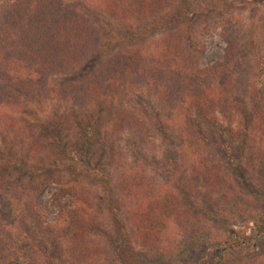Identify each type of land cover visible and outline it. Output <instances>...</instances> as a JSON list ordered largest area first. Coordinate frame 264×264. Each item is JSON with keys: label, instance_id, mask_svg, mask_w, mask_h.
<instances>
[{"label": "rangeland", "instance_id": "obj_1", "mask_svg": "<svg viewBox=\"0 0 264 264\" xmlns=\"http://www.w3.org/2000/svg\"><path fill=\"white\" fill-rule=\"evenodd\" d=\"M1 1L3 0H0V3ZM187 1H191L201 12L197 15L188 14L179 20L177 16ZM70 3L82 17L89 20L96 32L93 51L84 69L89 68L97 72L104 71L109 66V61L118 53L136 49L168 35H173L177 44L181 45V49L189 56L194 54L197 47L203 46L204 54L198 68L206 72L205 70L212 68L223 58L226 43L221 35L222 29L214 26L219 17L207 14L204 10L224 6L220 18L232 19L230 26L240 35V60L234 71L240 88L244 85V91L241 96L231 98L232 93L225 87L222 75H218L220 77L216 79L208 75L203 84L211 85L220 93L218 97L221 98L213 107L206 105L205 110L218 109L219 112L209 115L208 119L213 116L216 120H222L223 115L220 112H227L235 99L241 103L247 100L246 86L252 78L250 69L256 55V47L264 38V0H174L173 7L156 20L164 25L156 32L152 30L153 21L127 24L81 2ZM226 7H229L228 11ZM170 18H175V21ZM80 78V74L56 76L50 80L49 85L61 89L78 82ZM146 78L144 80L147 82ZM131 84L126 83V91L120 93L119 100L112 105L107 103L101 118L95 121L102 127L117 126L120 129L117 131V143L126 163L144 170L158 183L171 180L173 184L170 183V186L173 188L182 179L173 173L169 175V171L175 172L180 167L183 179L195 182L199 191L206 196L210 190V187H206L207 182L191 177L189 170L194 163L193 159H200L203 164L216 169V173L219 170L221 176L215 182L221 183L216 186L217 192L213 196L209 194L203 205L213 207L217 212L223 209L229 212V215L222 219L215 218V214L213 217L207 215L203 218H196L192 214L182 216L181 227L184 230L181 231L182 228L180 230L176 225V235L161 238L163 240L156 250H149L148 247L142 250L136 248L140 252L141 262L214 264L217 254H222L226 244L241 245L246 239L248 241L245 244L255 240L258 242L264 236V149L263 140L257 136L253 138L250 133L254 124L244 123L241 127L234 124L230 131L224 133L213 126V121L205 120L194 110L187 124L189 136L186 133L182 136L178 132L170 134L173 142L170 143L171 148L184 147L186 151L182 150L177 156H168V142L165 143L160 130L154 127V122L166 114L165 106L160 103L153 90L138 87L141 85L140 81L135 79V85ZM12 98L15 107H8L0 119V126L5 129L0 133V146L4 157L10 156L19 163L23 160L29 163L32 160L37 167L46 165L52 170L55 166H68L71 158L72 163L79 168H100L101 170H98L113 175L115 168L108 156L99 157L97 154L89 158L78 149L82 144L81 129L90 124L96 118L94 115L97 111L101 110L97 103H88L93 98L67 101L59 95H54L46 99H32L20 93H15ZM99 101L100 99H96V102ZM248 102L251 103L242 107L247 116L253 111V101ZM111 106L123 112L125 118L120 120L110 113ZM137 123L148 126V130L146 129L141 137L133 133ZM45 127L55 131L57 128L62 129L61 141L66 146L70 158L58 156L50 146L38 156L30 152L31 144L48 143L46 135H41V130ZM4 162L5 159L0 158V165ZM222 179L226 182L222 183ZM44 180L50 179L46 175H36L29 170L21 171L20 168L0 175V264H41L45 259L53 260L54 264H73L68 258L69 252L64 239L69 238L74 231L71 223L79 206L74 205L65 190L62 191L60 184L44 183L39 186ZM82 186L90 198L89 209L85 210L90 220L86 221L84 226L86 238L83 241L101 264H112L116 257V244H120L117 225L111 210L103 201L104 193L99 184L89 179L85 180ZM222 188L227 190L222 191ZM172 190L173 196L178 200V193L175 189ZM31 192L34 195L32 200L29 197ZM35 208L43 211L34 215ZM66 217L69 218L68 224L65 227L58 226V222ZM194 219L208 224L199 235V240L194 237V231L188 225V222H194ZM160 225L158 222L157 226ZM214 241L219 245L213 249L210 244ZM193 243L198 244L193 246ZM252 248H248L246 253L254 254L251 256L252 260L259 257V260L251 263L258 264L261 255H264V243L259 244L257 249Z\"/></svg>", "mask_w": 264, "mask_h": 264}, {"label": "trees", "instance_id": "obj_2", "mask_svg": "<svg viewBox=\"0 0 264 264\" xmlns=\"http://www.w3.org/2000/svg\"><path fill=\"white\" fill-rule=\"evenodd\" d=\"M71 1L81 2L89 8H95L127 24L153 21L152 30L156 32L164 27L156 20L173 7L174 0H3L0 3V119L8 107H15L12 98L15 93L28 95L32 99H46L54 95H59L67 101L93 98L88 103H97V107L101 110L97 111L94 115L96 118L90 124L81 129L82 144L78 149L89 158L97 154L99 157L108 156L115 171L111 175L100 171V168L77 167L72 163L73 160L61 141L62 129L57 128L58 130L55 131L45 127L42 128L41 135H46L48 143L46 142V145L33 143L30 145V152L38 156L41 151L46 152V148L50 146L58 156L70 158V164L66 167L55 166L52 170L46 165L37 167L32 160L29 163L24 160L19 163L10 156L4 157L0 146V158L5 159L0 165V175H6L18 168L21 171H32L36 175H46L50 180L42 181L39 186L44 183L60 184L62 191L65 190V194L71 198L74 205L79 206V210L74 212V221L72 220L71 223L74 231L69 238L64 239L69 252L68 258L73 264H101L83 241L86 238L84 226L86 221L90 220L85 212L89 209L90 198L81 187L85 180H95L104 193L103 201L111 210L120 233L118 239L120 244H116V257L112 264H143L139 259L138 251L146 247L149 250H156L155 248L164 238L176 235V225L183 231L182 216L192 214L196 218H203L207 215L213 217L215 214V218L222 219L229 215L225 209L217 212L213 207L203 205L209 194L213 196L217 192L216 186L221 183L215 182L221 176L219 170L216 173V169L203 164L200 159H193L194 163L189 168L191 177L206 181V187H210L209 194L203 195L195 182L184 180L180 167L175 172L169 171V175L173 173L180 180L182 179L175 188L170 186V183L173 184L171 180L158 183L144 170L126 163L118 144L117 131L120 129L117 126L97 125L96 119L98 121L101 118L107 103L112 105L119 100L126 83L135 85L136 79L141 82L138 87L153 90L160 103L165 106L166 114L154 122V127L160 130L165 143L168 142L166 149L168 156L169 154L177 156L184 150V147L171 148L170 143L173 142L170 134L178 132L182 136L185 133L189 136L187 124L194 110H197L205 120L213 121V126L224 133L230 131L234 124L240 127L244 123L254 124L250 128V133L253 138L257 136L263 140L264 149V38L256 47V55L250 69L252 78L246 86L247 100L241 103L235 99L227 112L223 113L221 110L222 120H216L213 116L208 119L209 115L218 112V109L205 110L206 105L213 107L221 99L218 97L220 93L211 85L203 84L208 75H212L215 79L220 77L218 75H222L225 87L232 93L231 98L241 96L244 91V85L240 88V82L235 78L234 71L240 60V35L230 26L232 19L220 18L224 6L204 10L208 12L207 14L211 13L219 17H216L214 26L222 29L221 35L226 43L223 58L215 66L205 70L206 72L198 68L204 47H197L194 54L189 56L181 49V45L177 44L173 35L163 36L133 50L122 51L109 61V66L104 71L97 72L89 68L84 69L93 51L96 32L89 24V20L73 8ZM226 9L228 11L229 7ZM199 12L201 10L191 1H187L177 17L180 20L188 14L197 15ZM170 19L175 21V18ZM73 74H80L81 78L78 82L61 89L49 85L50 80L56 76ZM233 86L235 88H232ZM96 99L100 101L96 102ZM248 100L253 101V111L249 116L242 109L243 106L251 103ZM110 113L120 120L125 118V114L114 106H111ZM147 127L146 124L137 123L133 133L141 137ZM2 128L0 126V133L5 130ZM235 165L238 166V163ZM220 181L226 182L224 179ZM172 189L178 193V200L173 196ZM225 190L227 188L222 191ZM29 197L30 200L33 199L32 192ZM35 211L34 215L43 210L35 208ZM238 212L245 214L242 210ZM68 222L69 218L66 217L65 220L58 222V226L65 227ZM158 222L160 226H157ZM188 225L194 231V237L199 240V235L208 224L194 219V222L189 221ZM245 242L241 245L226 244V249L222 254H217L214 264L229 262L251 264L259 260V257L252 260L251 256L254 254L246 252L248 248L257 249L259 244L264 243V236L258 242L256 240L249 242L250 244ZM196 244L198 243H193V246ZM218 245L216 241L210 244L213 249ZM260 259L258 264H264V255H261ZM173 263L179 264V262ZM41 264H54V261L45 259Z\"/></svg>", "mask_w": 264, "mask_h": 264}]
</instances>
